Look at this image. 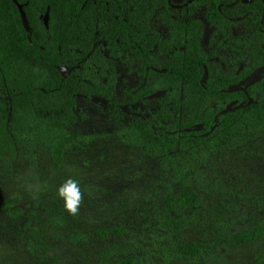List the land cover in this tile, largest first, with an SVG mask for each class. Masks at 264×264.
<instances>
[{
  "label": "trees",
  "instance_id": "1",
  "mask_svg": "<svg viewBox=\"0 0 264 264\" xmlns=\"http://www.w3.org/2000/svg\"><path fill=\"white\" fill-rule=\"evenodd\" d=\"M17 1L22 13L13 0H0V175L11 173L24 160L25 144L31 151L38 145L47 147L45 159L62 167L66 150L79 137L69 127L79 120L80 100L106 99L110 118L129 132L133 143L146 146L164 166L179 170L181 177L183 168L171 150L217 147L264 126V97L256 96L264 92V75L246 88L248 94L233 88L264 63V47H254L252 60L241 59L247 52L237 47L238 63L210 61L201 48L199 19L194 14L187 20L172 19L170 0ZM185 1V6L195 9L206 4L210 23L230 22L234 15L250 23V11L262 7L261 0H240L237 11L231 0ZM158 9L172 24L169 36L152 27ZM256 15L263 18V13ZM255 25L264 27L261 22ZM161 54L166 58L157 71L154 67ZM121 59L139 60L144 78L123 91L124 100L116 91V63ZM156 91L163 94L154 96ZM248 95L254 99L250 104ZM148 100H153L152 106ZM232 100L242 106L223 112ZM194 125L201 128L188 130ZM25 161L32 168L30 176H39L41 158L31 153ZM200 204V194L190 186L170 191L153 216L157 228L149 221L142 240L135 242L142 246V254L113 242L99 256H114L116 264H146V260L173 264L182 259L197 264L211 251L212 241L221 239L234 246L264 242V215L250 216L249 226L241 230H231L228 222H222L208 243L175 237L173 232L184 223L178 212L197 213ZM3 209L13 217L22 213L9 201ZM36 218H23L18 229L26 232V242L36 254L45 253L43 229L65 228L68 219L57 211L42 224ZM125 232L127 228L120 225L90 231L99 239ZM67 234L72 241L82 237L78 231ZM38 261L48 264L42 255ZM258 261L264 263V256Z\"/></svg>",
  "mask_w": 264,
  "mask_h": 264
},
{
  "label": "rangeland",
  "instance_id": "2",
  "mask_svg": "<svg viewBox=\"0 0 264 264\" xmlns=\"http://www.w3.org/2000/svg\"><path fill=\"white\" fill-rule=\"evenodd\" d=\"M182 4L183 0H170V7L174 8L170 13L172 19L186 17L189 10ZM152 24L163 34L170 26L160 9ZM203 26V52L215 56L220 64L238 63L237 48L225 42L226 37L222 35H218L214 43L213 27ZM229 28L227 40L238 36L244 43L253 45L249 47L251 50L241 43L238 46L249 55L241 59L252 60L250 55L255 45L263 44V41L255 37L243 22ZM165 58H158L157 68ZM116 68V91L124 100L123 91L144 80L140 61L121 59ZM256 96L264 97V92ZM152 101L148 100L147 105L152 106ZM147 105H141V108ZM80 106L79 120L69 127L79 137L66 150L62 167L53 166L45 159L49 157L47 147L38 145V149L31 151L25 144L22 149L24 160L16 163L11 173L0 175V264H41L39 255L48 264H116L114 256H99L113 242L142 254V246L135 242L142 240L149 221H153V227L157 228L153 216L162 206L165 195L176 192L184 184L200 194V211L178 212L184 223L173 232L175 237L208 243L222 222H228L231 230H241L249 226L250 216L261 218L264 215V126L251 134L237 135L217 147L171 150L176 163L183 168L181 177L179 170L164 166L146 146L133 143L129 132L110 118L106 99L80 100ZM31 153L41 158L42 167L37 177L30 176L32 168L25 161ZM70 177L79 180L84 193L76 216L65 211L63 200L56 194L57 188ZM29 184L39 185L40 192L33 196L27 190ZM6 201L22 210L20 217L7 214L3 209ZM53 211L65 215L68 223L65 228L43 229L46 252L40 250L36 254L26 242V232L18 228L23 218L33 216L42 224ZM111 225L123 226L127 232L105 239L90 233L94 228ZM69 231H78L82 237L78 241L69 240ZM219 241L211 242V251L205 253L197 264H259V257L264 256V242L234 246ZM144 262L153 264L148 260ZM173 264L194 263L182 259Z\"/></svg>",
  "mask_w": 264,
  "mask_h": 264
},
{
  "label": "flooded vegetation",
  "instance_id": "3",
  "mask_svg": "<svg viewBox=\"0 0 264 264\" xmlns=\"http://www.w3.org/2000/svg\"><path fill=\"white\" fill-rule=\"evenodd\" d=\"M239 1L240 0H231V4L233 5V10L234 11H237L238 10V5H239ZM183 3L184 4H182L183 6L185 5V3H186V1L185 0H183ZM261 4H262V7L261 8H259V9H253V10H251L250 11V13H251V17H250V23H244L242 20H240L239 19V17L237 16V15H234V17H230L231 19L229 20L230 22H227V21H225L224 23H220V22H215V23H210L207 19H206V17H205V13H206V11H207V5L206 4H202V5H200L198 8H193V6L192 5H189V6H186L187 8H188V10L189 11H187V13H186V17H180V18H182V19H185V20H187L188 19V16L189 15H191V14H196V13H200L198 16H193V18H197V19H199V24H198V26L201 28V35H200V41H201V48H202V37H203V34H204V27L205 26H203V25H207V26H210V27H213V29L212 30H214V36H215V38L212 40L214 43H216V40H217V36L218 35H222L221 37H226L225 39H224V41L225 42H229L230 44L229 45H231L232 47L234 46V47H238V46H241V44H243V46H247L248 48L249 47H253V45H251L250 43H244L243 41H242V39L241 38H238V36L237 37H234V38H230V39H228L227 40V37H228V30L230 29L229 27H232V25L233 24H237V23H240V22H243L244 23V25L249 29V31L252 33V34H254V36L255 37H257L259 40H262L263 42V44H257V45H260V46H262V47H264V27L262 28V27H260L259 29H258V27H257V25H255V23L257 24V22H261V23H263L264 24V0H261ZM203 10V11H202ZM200 11H202L203 13L201 14V12ZM169 12L170 13H172V12H174V8H169ZM259 13H263V18L262 19H260V17H258L256 14H259ZM227 18V17H226ZM260 19V20H259ZM259 20V21H258ZM203 22H205V23H203ZM170 26H169V28H168V32H166L165 34H163L160 30H158V29H156L154 26H153V24H152V27L157 31V32H159L162 36H164V37H166V36H169L170 35V32H171V24H169ZM185 36H186V33H185ZM220 37V38H221ZM220 40V39H219ZM241 43V44H240ZM257 45H255V46H257ZM204 53V52H203ZM206 54V53H205ZM207 55H209L210 56V58H209V60L210 61H214L215 60V56H213L212 54H207ZM160 56H165V55H163V54H161V55H159L158 57H160ZM157 57V58H158ZM158 60V59H157ZM215 61H217V60H215ZM158 63V62H157ZM154 69L155 70H159V68H157V67H154ZM235 86H237V84L236 85H233V88H235ZM240 88H242V87H240ZM235 89H238V88H235ZM232 102H235V100H232V101H230V102H227L226 104H225V106H227L229 103H232Z\"/></svg>",
  "mask_w": 264,
  "mask_h": 264
},
{
  "label": "clouds",
  "instance_id": "4",
  "mask_svg": "<svg viewBox=\"0 0 264 264\" xmlns=\"http://www.w3.org/2000/svg\"><path fill=\"white\" fill-rule=\"evenodd\" d=\"M27 190L35 196L40 192V186L35 187L31 184L27 186ZM57 197L63 200L65 211L71 215L79 214L80 206L84 199V193L81 190L80 182L74 178H67L56 190Z\"/></svg>",
  "mask_w": 264,
  "mask_h": 264
},
{
  "label": "water",
  "instance_id": "5",
  "mask_svg": "<svg viewBox=\"0 0 264 264\" xmlns=\"http://www.w3.org/2000/svg\"><path fill=\"white\" fill-rule=\"evenodd\" d=\"M18 8L20 9V12L22 13V5L17 1V0H13ZM264 75V63L260 64L259 66L255 67L249 74L246 75L244 82L238 84L237 86H235V88H240L242 87L244 89V91L247 93L246 88L257 83ZM206 76V74L204 75V77ZM234 88V89H235ZM163 91H156L153 95L154 96H159L162 95ZM248 94V93H247ZM254 101V99L248 95V101L247 104H250ZM233 105H235V102L229 103L225 109L223 110V112H226L228 110H232L233 109ZM242 106L241 104H237L235 105L236 108H239ZM201 128V125H194L188 128V130L190 131H194V130H199Z\"/></svg>",
  "mask_w": 264,
  "mask_h": 264
}]
</instances>
